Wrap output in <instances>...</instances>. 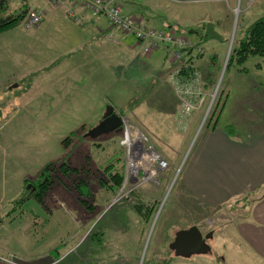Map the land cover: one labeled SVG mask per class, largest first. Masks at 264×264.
I'll list each match as a JSON object with an SVG mask.
<instances>
[{
    "label": "rangeland",
    "instance_id": "1",
    "mask_svg": "<svg viewBox=\"0 0 264 264\" xmlns=\"http://www.w3.org/2000/svg\"><path fill=\"white\" fill-rule=\"evenodd\" d=\"M45 2L50 5L48 0H28V13L42 14L39 25L27 29L22 21L0 30V251L16 252L26 264H55L65 252L68 256L61 264H73L74 256L75 260L81 256L78 264H264L234 232V223L249 201L210 211L183 192L177 179L197 132L216 125L237 81L252 78L264 89V55H248L241 62L235 55L247 29L264 19V0H213L221 11L204 14L192 4L190 14L179 20L180 27H156L170 30L185 47L179 60L164 56L175 64L158 61L156 68L164 79L159 84L164 86L163 94L169 88L174 105L164 106L153 94L147 99L143 120L139 121L136 106L126 109L132 122L122 119L132 134L143 132L168 163L166 170L157 172L156 181L135 184L127 179L122 131L84 137L94 121L87 122L88 114H72L71 100L55 97L61 83L57 88L39 82L46 63L57 60L54 24L48 20L42 25L44 9H38ZM150 5L157 6L156 2ZM133 49L139 53V47ZM154 56L160 60L161 52ZM119 65L116 69L122 72ZM137 74L142 82L135 84L139 91L130 90L120 77L121 84L110 89L103 114L107 106L124 107L132 95L145 94L147 73L141 68ZM150 80L155 85L153 77ZM16 83L20 86L8 91ZM66 85L72 88V82ZM137 99L132 103H139ZM184 102L195 109L183 112ZM131 206L138 212L149 209L147 221L136 219L128 225L134 220L129 218L127 225L117 224ZM190 225L203 233L213 231L208 240L211 252L175 256L169 242L177 229ZM80 239L83 243L76 247Z\"/></svg>",
    "mask_w": 264,
    "mask_h": 264
},
{
    "label": "crops",
    "instance_id": "2",
    "mask_svg": "<svg viewBox=\"0 0 264 264\" xmlns=\"http://www.w3.org/2000/svg\"><path fill=\"white\" fill-rule=\"evenodd\" d=\"M113 1L123 13L132 15L137 21L150 27L162 25L180 27L179 20H185L186 15L190 14L192 4H197L199 7L195 9L198 12L201 10L203 14L221 11L220 6H214L216 3H211L213 0ZM207 1L209 3H206ZM153 2H156V7H150ZM39 6L38 9H44L42 25L48 20L54 24L52 28L55 33L53 40L56 42L54 59H57L46 63L42 72L44 76L39 79V82L42 85L54 83L57 88L61 83V88L56 90L55 97L71 100L74 108L70 109L72 114H88L87 122L94 121L93 125H95L102 118V108L108 101L111 87L116 90L121 84L120 77L130 84V90L139 91V86L135 84L142 83L141 76L137 74V70L141 68H144V74L147 73L145 94L132 95V99L128 100L124 107L114 105L113 109L117 110V114L123 120L127 118L131 121L126 109L136 106L137 112L140 113L139 121L143 120V112L148 108L145 106L147 99L152 98L153 94L154 98L160 100L164 106L174 105L175 98L169 88L164 90L167 95L163 94L164 86L159 84L164 82V79L156 71L158 61L161 64L163 61L169 66L175 64L168 59L165 61L164 56L168 57V54L164 49L142 52L139 48V53L134 52L133 47L135 45L139 47V45L134 37V42L131 40L132 35L124 34L110 26L103 16L96 18L90 16L77 5L73 6L75 13L80 17V22H73L67 18L65 6L49 5L46 2ZM206 17L209 16L206 15ZM156 51L161 52L160 60L154 56ZM138 55H146V57L141 60ZM100 60L105 64L99 63ZM119 63L123 65L122 72L116 69ZM103 65L106 67V73ZM31 72V70L27 71L28 74ZM152 77L155 85L150 80ZM67 81L72 82V88L65 86ZM240 82L243 83L242 88L236 90ZM17 86L19 87L20 84H11L7 89L11 91ZM137 97L139 103H132ZM63 106L66 109V103H63ZM162 112H168V110L162 108ZM89 116H94V119L90 120ZM134 124L141 129L136 123ZM196 136L181 166L177 177L178 184L183 192L184 190L188 192L200 206L210 211L214 209L220 211L230 203L249 201L243 214L234 223V232L243 240L254 258L264 263L263 87L259 89L252 78L239 79L232 87L214 128L197 132ZM142 189L145 187L143 186ZM129 218L134 220L128 225H133L136 219L141 220L142 223L147 221L143 217V212H138L131 206L129 211L119 217L116 222L127 225L124 223ZM103 229L107 228L103 227ZM82 243L80 239L76 247ZM66 253L60 254V260L55 264H61L68 256V254L65 255ZM90 255L91 253L88 254V258ZM80 257L75 260L76 256H74L73 264H78ZM0 264L26 263L19 261L16 252L2 250Z\"/></svg>",
    "mask_w": 264,
    "mask_h": 264
},
{
    "label": "built area",
    "instance_id": "3",
    "mask_svg": "<svg viewBox=\"0 0 264 264\" xmlns=\"http://www.w3.org/2000/svg\"><path fill=\"white\" fill-rule=\"evenodd\" d=\"M54 5L70 4L79 6L92 17L103 16L107 23L120 30L124 34L132 35L142 52L164 49L168 56L181 58L180 49L185 47L182 40L175 37L170 30L144 25L137 21L132 15L123 13L113 0H49ZM67 14L76 19L75 12L67 8ZM41 20V14L31 11L24 23L25 27L37 25ZM177 61V60H176ZM192 78V77H191ZM190 80V79H189ZM172 84L175 77H170ZM177 81H179L177 79ZM187 82V81H183ZM195 109V105L184 102L182 111L185 113ZM124 124V123H123ZM122 124V143L126 148L127 156V179L130 184L136 182H154L157 180V172L168 168L166 160L152 148L148 137L142 132L132 134L130 129Z\"/></svg>",
    "mask_w": 264,
    "mask_h": 264
},
{
    "label": "trees",
    "instance_id": "4",
    "mask_svg": "<svg viewBox=\"0 0 264 264\" xmlns=\"http://www.w3.org/2000/svg\"><path fill=\"white\" fill-rule=\"evenodd\" d=\"M48 2L52 4L49 0ZM54 6H65L67 18L73 22H80V17L79 15H77V13H75L76 19L73 17H70L67 14V8H70L74 11V6L71 7L70 4L68 5L58 4ZM28 12H29L28 0H0V30L6 27L15 26L19 24L20 22L22 23V21L24 24L29 14ZM41 21H42V14H41V20L37 25H39ZM35 26L25 27L24 25V27L27 29L33 28ZM195 31L196 30H193V29L189 30V32H195ZM253 54L264 55V19L255 21L247 29V37H244L243 39H241L239 48L235 50V55H237L240 62L243 61L246 57H248V55H253ZM235 55L231 58V61L234 60ZM213 128L214 127H212L211 129ZM112 177H115V174H113ZM116 179L117 181H119L120 175H118ZM33 186L34 185L32 184L31 187ZM146 212H149V209H144L143 211V217L147 220L149 214L147 217H145L147 215Z\"/></svg>",
    "mask_w": 264,
    "mask_h": 264
},
{
    "label": "water",
    "instance_id": "5",
    "mask_svg": "<svg viewBox=\"0 0 264 264\" xmlns=\"http://www.w3.org/2000/svg\"><path fill=\"white\" fill-rule=\"evenodd\" d=\"M122 124V118L116 114L113 107L107 106L102 118L84 134V137L95 139L103 134L119 132L122 130ZM31 185L29 183L27 187ZM33 189H35L34 186ZM212 236L213 231L203 234L197 225H191L186 229L177 230L168 248L175 256L184 258H189L196 254H206L211 252V246L207 241Z\"/></svg>",
    "mask_w": 264,
    "mask_h": 264
},
{
    "label": "flooded vegetation",
    "instance_id": "6",
    "mask_svg": "<svg viewBox=\"0 0 264 264\" xmlns=\"http://www.w3.org/2000/svg\"><path fill=\"white\" fill-rule=\"evenodd\" d=\"M212 231V230H211ZM203 234H206V233H203ZM208 242V241H207Z\"/></svg>",
    "mask_w": 264,
    "mask_h": 264
}]
</instances>
